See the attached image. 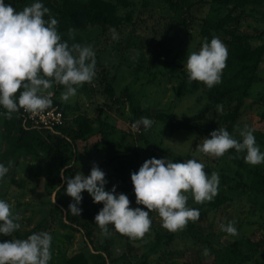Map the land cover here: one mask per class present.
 <instances>
[{
    "label": "rangeland",
    "instance_id": "374dc122",
    "mask_svg": "<svg viewBox=\"0 0 264 264\" xmlns=\"http://www.w3.org/2000/svg\"><path fill=\"white\" fill-rule=\"evenodd\" d=\"M106 1L118 7L117 26H88L72 33L73 39H80L96 52L97 76L84 83L68 102L61 99L63 85L47 90L67 107L72 128H76L78 117L85 115L92 122L94 135L86 141L73 137L54 139L43 132L31 135L28 140L43 158L36 160L24 153H13L17 131L10 123L14 122L15 113L6 119L7 123L0 121V163L9 166L12 162L0 181V198L13 205L21 224L13 236L26 238L32 232H50V264H65L67 258L79 252L90 254L91 264H101L100 257H105L107 264H264V163L249 164L244 160L245 153H236L245 166L241 167L228 153L220 157L203 153L200 145L205 133L170 132L154 118L158 113H166L182 119L204 111L209 103V88L195 80L198 88L193 89L184 69L187 55L201 47L205 24L215 26L228 13L239 20L228 25L227 30L245 37L243 42L251 49L264 46V4L235 6L215 0H169L173 5L165 0ZM6 3L17 10L26 6L17 0ZM113 28L118 39H113ZM210 32L224 42L229 52L226 41L232 37L226 31ZM230 62L223 70L222 82L212 87L228 91L220 104L223 110L217 105L201 122L215 129L226 128L237 139H241L240 128L247 124L255 129L256 139L262 140L264 52L249 83L250 75H236ZM182 84L185 88L181 90ZM109 87L115 90L113 98L105 91ZM237 105L240 107L235 121H226L225 117ZM134 109L143 111L142 117H153L150 128L133 127L138 121ZM165 156L176 161L194 158L205 164L209 175L219 172V192L213 200L203 203L196 202L188 193V205L198 208L200 217L175 232L164 228L158 212L152 210L150 230L142 238L129 237L130 248L126 239L113 234L105 236L95 222L102 202L94 203L84 191L80 205L83 211L75 216L70 211L66 213L73 198L64 190L56 194L63 185L66 187L60 175L62 169L71 168L72 175L79 171L88 175L95 163L106 173V190L116 185L117 192L129 196L130 207L147 210L146 206L136 204L130 173L137 171L146 159ZM231 221L236 222L238 235L221 230V224ZM85 228L93 232L90 238L86 237ZM10 239L0 234V241ZM205 249L209 250L207 254Z\"/></svg>",
    "mask_w": 264,
    "mask_h": 264
},
{
    "label": "clouds",
    "instance_id": "9594fccd",
    "mask_svg": "<svg viewBox=\"0 0 264 264\" xmlns=\"http://www.w3.org/2000/svg\"><path fill=\"white\" fill-rule=\"evenodd\" d=\"M47 17V18H46ZM58 19L46 7L43 0H32L22 10H17L6 0H0V116L11 119L21 108L40 112L53 105L54 93L47 91L54 85H63L61 99L64 102L76 97L78 89L97 76L96 52L92 46L81 43L69 44L58 31ZM113 39H118L111 29ZM228 48L214 36L202 42L198 51L186 57L184 69L189 82H203L209 89L222 82L223 70L227 67ZM19 92V95L17 93ZM223 110V105H218ZM153 121L142 117L134 128H150ZM255 129L245 124L239 130L241 139L234 137L226 128H216L204 137L200 151L214 157L223 156L230 149L245 153L244 160L252 165L264 163V151L257 143ZM9 161V166L11 165ZM0 163V181L10 167ZM64 191L73 198L66 213L80 216L86 191L94 203L103 207L94 217L105 236L111 235L109 225L121 234L142 238L151 228L150 212L155 210L162 225L169 231L185 228L189 221H197L200 210L188 205L191 193L198 203L211 201L219 192L220 174L205 171V164L197 159L176 161L168 158L146 159L137 171L130 173L137 205L130 207L126 193L117 192L116 185L106 190V173L93 163L88 175L79 171L65 175ZM13 212V205L0 198V234L10 240L0 241V264H50L53 258L52 234L48 231L32 232L26 238L14 237L21 224ZM223 232L238 235L236 222L221 224ZM205 249V254L208 253Z\"/></svg>",
    "mask_w": 264,
    "mask_h": 264
},
{
    "label": "trees",
    "instance_id": "16d2710c",
    "mask_svg": "<svg viewBox=\"0 0 264 264\" xmlns=\"http://www.w3.org/2000/svg\"><path fill=\"white\" fill-rule=\"evenodd\" d=\"M20 3L27 5L29 4L30 0H17ZM166 2H170L169 0H165ZM220 4L229 5L233 4L235 6H257L264 4V0H215ZM43 3L46 7L51 9L52 14L58 19V31L61 34L62 39L68 40L69 44L72 43H81L80 39L72 38V33L78 31V29H85L88 26H97L101 28H105L106 26H117L118 22V7L112 2L106 0H88L86 2L80 0H43ZM171 5H173L170 2ZM47 18V17H46ZM129 19V18H128ZM238 17H233L231 13H228L225 17H223L215 26H210L209 24H205V27L202 32V37L205 40L206 38L210 41L213 37L211 34V29L215 31H226L232 39L226 41L229 45V55L227 61L230 62V66L237 71L236 75H240L245 73L250 75L247 79V82L252 81V75L258 69V66L261 62L262 55L264 52V46H259L255 49H251L248 43L245 41L243 42L245 37L238 36L234 32L227 30V26L231 25L233 22L238 21ZM249 85V84H248ZM193 89L198 88V83L193 80L192 81ZM204 87H207L204 85ZM185 88V85H181V90ZM106 93L109 94L111 98L115 95V90L113 87H109L105 89ZM182 91L180 94L182 95ZM19 95V92L17 93ZM228 96L227 90H217V89H208L207 90V98L209 103L205 107L204 111L200 114L193 116V117H184L182 119H177L173 114H166V113H158L154 116V118L161 123H163L166 128L170 132L174 131H197L203 132L206 136H209L211 131L215 130L214 126L206 125L202 123V119L204 115L213 110L217 105H220L224 99ZM53 104L58 105L60 110L64 113L65 122L62 127L56 129V133L52 134L48 131L44 130H24L21 127V117L20 111L15 113L14 122L10 126L15 128L16 133V140L12 145L13 153L16 155L25 154L29 155L30 157L38 160H42L38 155L37 150L35 149L34 145L28 140V138L34 134H38L43 132L47 134L48 137H52L54 139L60 140H68L69 137H73L74 139L77 138L78 140L86 141L91 136L94 135V129L92 126V122L90 119L85 115H80L76 120V128H72L69 123V116H68V109L67 107L60 102L57 98L53 99ZM239 105L233 110V112L229 113L225 120L229 122L235 121L238 116ZM0 111H5L4 109L0 108ZM135 112V119L140 120L142 118L144 112L134 109ZM148 118L153 119L152 116L149 114ZM5 117L0 116V121L3 120V123L6 122ZM73 123V120H72ZM8 125V124H7ZM141 128V127H140ZM143 130V129H142ZM257 143L261 146H264V139H256ZM228 153L232 161L237 163L239 166H244L238 158L234 149H230ZM191 159V158H187ZM71 168L65 169V175H72ZM255 174V173H254ZM258 176L260 174H257ZM56 187V186H55ZM65 185H63L60 189L57 190L56 194L63 191ZM213 205H218L217 202H212ZM110 229L111 234L115 235L117 238H123L127 240V247L130 248L129 244V237L126 234H121L117 230L114 229L113 225L108 226ZM85 235L86 237L90 238L93 235V232L89 228H85ZM106 253V257L110 259V253L108 248H104ZM90 254H86L85 252H79L65 260V264H91L89 260ZM100 256H98L99 259ZM101 264H107V259L105 257H100Z\"/></svg>",
    "mask_w": 264,
    "mask_h": 264
},
{
    "label": "built area",
    "instance_id": "2783aa9c",
    "mask_svg": "<svg viewBox=\"0 0 264 264\" xmlns=\"http://www.w3.org/2000/svg\"><path fill=\"white\" fill-rule=\"evenodd\" d=\"M52 99H54V95ZM20 117L21 127L24 130H44L52 134H55L56 129L64 125L66 119L59 106L55 104L40 112H29L21 108Z\"/></svg>",
    "mask_w": 264,
    "mask_h": 264
},
{
    "label": "water",
    "instance_id": "95a60500",
    "mask_svg": "<svg viewBox=\"0 0 264 264\" xmlns=\"http://www.w3.org/2000/svg\"><path fill=\"white\" fill-rule=\"evenodd\" d=\"M143 130H146V128H143V126L141 127Z\"/></svg>",
    "mask_w": 264,
    "mask_h": 264
}]
</instances>
